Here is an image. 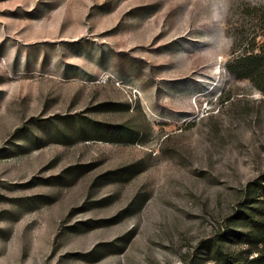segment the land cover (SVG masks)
I'll list each match as a JSON object with an SVG mask.
<instances>
[{
    "label": "rangeland",
    "instance_id": "1",
    "mask_svg": "<svg viewBox=\"0 0 264 264\" xmlns=\"http://www.w3.org/2000/svg\"><path fill=\"white\" fill-rule=\"evenodd\" d=\"M246 56L264 0H0V264L240 257L222 239L264 173Z\"/></svg>",
    "mask_w": 264,
    "mask_h": 264
},
{
    "label": "trees",
    "instance_id": "2",
    "mask_svg": "<svg viewBox=\"0 0 264 264\" xmlns=\"http://www.w3.org/2000/svg\"><path fill=\"white\" fill-rule=\"evenodd\" d=\"M238 63H241L239 72L232 68L237 75L248 77L255 86L264 90V60L246 56ZM236 217L246 225L227 230L222 241L228 235L236 237L239 243L246 246L241 250V256L238 257L237 254L224 249L219 242L213 241L208 245L212 259L219 264H264V173L245 184Z\"/></svg>",
    "mask_w": 264,
    "mask_h": 264
}]
</instances>
